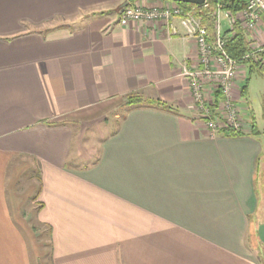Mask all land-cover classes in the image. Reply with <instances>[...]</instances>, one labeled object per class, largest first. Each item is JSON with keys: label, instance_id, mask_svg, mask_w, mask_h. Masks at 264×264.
Masks as SVG:
<instances>
[{"label": "crops", "instance_id": "0c3cea01", "mask_svg": "<svg viewBox=\"0 0 264 264\" xmlns=\"http://www.w3.org/2000/svg\"><path fill=\"white\" fill-rule=\"evenodd\" d=\"M126 2L174 4L0 0V264L44 255L27 201L49 230L48 264H264V90L261 125L246 90L233 98L248 131L208 132L182 76L197 65L192 39L179 19L121 25ZM247 37L264 45V24ZM130 94L171 109L123 106L88 142L84 119Z\"/></svg>", "mask_w": 264, "mask_h": 264}, {"label": "built area", "instance_id": "2783aa9c", "mask_svg": "<svg viewBox=\"0 0 264 264\" xmlns=\"http://www.w3.org/2000/svg\"><path fill=\"white\" fill-rule=\"evenodd\" d=\"M207 7V0L201 6H193L187 12L176 3L162 7L127 6L121 11L119 22L123 26L143 21L161 22L173 28L171 21L179 19L185 35L192 39L197 50V65L184 69L182 76L187 81L193 105L198 112V122L210 132H241L244 123L237 102L232 96L233 92L239 93L237 85L239 65L224 50L220 8L216 6L213 13L212 36H209L200 18L192 15ZM263 18L264 0H246L244 8L228 21L239 20L248 35L254 34L264 24ZM173 32L175 33L174 29ZM249 47L251 50L246 57L261 61L259 55L264 53V45L254 46L250 41ZM216 90L220 92L221 99L217 105H214L213 97ZM207 98L210 100L208 101Z\"/></svg>", "mask_w": 264, "mask_h": 264}, {"label": "trees", "instance_id": "16d2710c", "mask_svg": "<svg viewBox=\"0 0 264 264\" xmlns=\"http://www.w3.org/2000/svg\"><path fill=\"white\" fill-rule=\"evenodd\" d=\"M130 1V0H129ZM133 1V0H132ZM208 7L205 10L197 12L202 24L206 26L209 36L213 34V13L216 10V6H219L220 11L228 18L235 17L240 12L245 4L246 0H207ZM177 5L184 11H190L194 5L177 3ZM221 36L224 40V50L227 55L234 60L239 66L246 68V77L244 78L242 85L240 86L241 96L245 95L248 87L249 80L252 75H264V53H260L259 57L261 61L246 57L250 53V41L247 37L245 30L241 26L239 20H233L229 22V27L225 31L221 29ZM258 56V55H257ZM221 99V94L218 90L215 91L213 97L214 105H217ZM124 106L141 107V106H155L161 109L170 110L164 102L160 100L146 101L137 94H130L126 96ZM261 110L262 118L264 119V94L261 97ZM251 128H255L254 125ZM229 136H239L240 133L234 131H224Z\"/></svg>", "mask_w": 264, "mask_h": 264}, {"label": "rangeland", "instance_id": "374dc122", "mask_svg": "<svg viewBox=\"0 0 264 264\" xmlns=\"http://www.w3.org/2000/svg\"><path fill=\"white\" fill-rule=\"evenodd\" d=\"M192 15L196 18L198 17V16H196L197 15L196 13L192 14ZM224 16L225 15L221 12L220 13L221 20ZM200 21H201V19H200ZM222 21H221V29L224 25L222 23ZM201 23H202V21H201ZM213 29H214V22H213ZM240 74H241L240 72L237 74V75H239L238 79L242 78L244 80V76H240ZM248 87L249 88L247 90H248L249 100L251 101L252 108L254 110V116H255L257 122L259 123V125H261L262 119H261V110H260V106H259V92L264 90V76H260V75L252 76L250 79V83H249ZM236 92L232 93L233 97H234V94ZM238 92L240 93L239 95L241 96L240 87H239ZM188 94H189V97L191 98L189 90H188ZM207 100L209 101L210 99L207 98ZM191 102H192V99H191ZM236 102H237V105L239 107V112L241 114L240 117L242 119V123L246 124L248 121L245 119L248 118V115L250 114L251 111L248 110L249 108L247 107L246 101H245V104H242L241 103L242 101H240V102L236 101ZM124 103L122 100L112 101L110 104H108V105L106 104V106H104L102 109L100 108L101 110H100V113L98 115L89 116V117L84 119V121L82 123L83 128H87V130L89 131V132H86V135H87L86 140L88 142L89 141H92L94 143L99 142L100 141L99 137H100L101 133H103L104 135H107V134H110L116 128V124H118V122L120 120V116L124 112L123 108L126 107V106H124ZM192 105H193V102H192ZM193 107H194V105H193ZM194 109H195V113H196L195 115H196V119H197L199 117L198 112L196 111L195 107H194ZM246 110L248 112H246ZM198 124H201V123L198 122ZM102 130H104V132H102ZM245 131H248V129L243 127L241 132H238V133H243ZM208 132H210V131H208ZM27 176H28V173H25L24 175H22V177L18 181L19 186L21 183H22V185H26L29 183ZM261 180H263L262 182L264 184V154L262 155V158H260V162H259V176H257L258 188H259V186L261 187V185H260ZM258 190H259L258 192H260V189H258ZM258 196H259L260 202L263 204L264 203V195L260 194ZM23 210H24V215H25V218L27 220V223L30 224V229H32V231H33L35 242L37 244L41 245L43 253H44L43 257H39V258L35 257L32 260L33 264H48L47 251H48L49 230L47 229V227H41V226L36 225L33 217L31 219H29V217H27L28 213L29 214L33 213V212H31V210H32L31 201L26 202ZM262 212H264L263 209H262ZM257 255L259 258H264V251L260 250L259 252H257Z\"/></svg>", "mask_w": 264, "mask_h": 264}, {"label": "water", "instance_id": "95a60500", "mask_svg": "<svg viewBox=\"0 0 264 264\" xmlns=\"http://www.w3.org/2000/svg\"><path fill=\"white\" fill-rule=\"evenodd\" d=\"M173 3H183V4H190V5H194V6H201L205 0H170ZM128 5V3H124L123 7H126Z\"/></svg>", "mask_w": 264, "mask_h": 264}]
</instances>
